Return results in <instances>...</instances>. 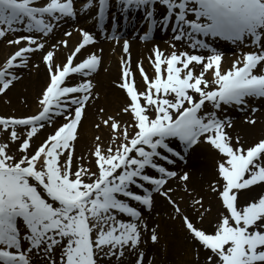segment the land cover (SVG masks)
<instances>
[{
  "label": "snow or ice",
  "instance_id": "6c2138e0",
  "mask_svg": "<svg viewBox=\"0 0 264 264\" xmlns=\"http://www.w3.org/2000/svg\"><path fill=\"white\" fill-rule=\"evenodd\" d=\"M116 2L125 17L145 12V41L158 26L167 31L171 25L173 50L165 54L154 45V75L138 66L146 85L140 91L125 40L116 86L126 102L119 114L101 115L95 127L107 128V141L96 135L86 157L77 154V143L90 101L98 99L93 79L103 50L95 49L94 32L76 28L82 39L61 61L58 49L69 41H50L65 23L75 27L81 7L90 12L98 5L103 32L110 0H0V40L11 36L6 43L16 46L0 66V95L22 78L19 70L40 68L32 62L37 53L46 69L38 112L0 115V132L7 133L0 143V264H125L126 255L131 264H154L144 245L161 239L159 225L150 226L146 215L157 195L193 242L192 264H264V137L245 147L227 131L233 121L223 116L225 107L245 111L251 100L264 99V0ZM158 4L167 8L162 20L156 18ZM200 37L251 50L223 69V53ZM111 38L122 37L113 31ZM124 114L130 119L123 120ZM46 128L51 131L41 140ZM202 143L221 154L216 184L209 187L223 211L211 231L196 226L170 185L176 178L190 181V173L176 165L186 164L190 150ZM196 206L203 208L202 199L194 200L198 212Z\"/></svg>",
  "mask_w": 264,
  "mask_h": 264
},
{
  "label": "bare ground",
  "instance_id": "6f19581e",
  "mask_svg": "<svg viewBox=\"0 0 264 264\" xmlns=\"http://www.w3.org/2000/svg\"><path fill=\"white\" fill-rule=\"evenodd\" d=\"M86 25L87 23L81 15L75 27L71 21L65 23L57 32L56 39L50 41V43H58L59 39H67L63 35L65 30L73 31L71 38L67 39L69 41V47L58 49L61 61L67 56L68 51L73 49L82 39V36L79 35V32L76 33L75 29H84ZM160 38L161 39H156L150 43H143L140 39H132L129 41L131 44V68L133 70L136 85L140 91H143L146 85L138 71V66L142 65L150 77L154 75V69L150 62V57L152 56L150 50L153 49L154 45H159L165 54L170 53L168 50L171 48L170 44L165 42L166 40H169V37L163 35V37L160 36ZM122 46L123 42L113 43L109 41H104L101 44L94 46L97 52L101 49L103 50L101 53L103 57L102 67L98 73L95 74L93 79V83L96 85L94 93L98 96V99L90 101V107L87 109V116L83 120L81 136L77 143V154L84 152L87 157V149L94 143L96 135L101 136L102 140L105 142L107 141V128L102 126V128L97 129L95 124L100 122L101 115L119 114L122 107L125 105L126 95L123 90L116 86V82L121 76L124 58L127 55L122 52ZM15 48L16 46H8L5 45L3 41L0 42V66H2L3 62L15 50ZM231 61L226 59L222 60V68L228 69L232 64ZM32 62L40 63V68H33L31 71L28 69L19 70V74L22 78L15 83V87H13L6 96L0 95V115L23 116L25 114L31 115L32 113L36 114L38 112V97L45 83L46 69L45 65L41 63V58L38 53L33 56ZM207 77L208 74H206V78ZM251 107H257L260 109L252 112ZM251 107L248 109L246 115H241L235 107L228 115V118L233 121V127L227 129V131L233 137L239 136L245 147L256 142L264 134V100L257 101ZM101 108L105 109V112L98 114ZM121 118L123 120L130 119L127 114H124ZM249 119H255L256 124H249L247 122ZM50 131V128L42 130L40 139L42 140ZM193 155L194 159H192L190 164L177 169L178 172L181 173L182 171H188L191 176L190 181L185 185V183L178 178L174 179L172 187L175 188V192L172 194L174 199H176L180 206L190 215L197 227H203L204 229L211 231L215 227L218 215L223 211L220 199L217 198L216 193H214L209 187L210 184H216L218 171L217 165L221 159V154H219L217 150H214L210 145H207L198 148ZM209 198L212 199L211 205H214V208L216 209L215 217L213 220H201L200 222L198 220L199 217L197 211H194V208L191 206L195 199L209 201ZM159 201V206L155 210L153 221L150 222V226H154L155 224L159 225V232H161L160 234H163L162 232L166 231V229L169 230L166 223H173V221H171V216L174 215V213H172L171 206H169L164 199L160 198ZM165 220L169 222H166ZM169 239L168 252H166V250H160L159 247L152 245L151 241H148V243L144 245L149 251L147 259L154 260V264H192L194 258L191 259L184 253L186 250H189L188 248L190 244L187 245L179 233L170 236ZM124 259L125 264H131L132 257L127 256ZM113 264H116V262L113 261Z\"/></svg>",
  "mask_w": 264,
  "mask_h": 264
},
{
  "label": "rangeland",
  "instance_id": "374dc122",
  "mask_svg": "<svg viewBox=\"0 0 264 264\" xmlns=\"http://www.w3.org/2000/svg\"><path fill=\"white\" fill-rule=\"evenodd\" d=\"M25 115H28V114H25ZM6 137H7V133L0 132V143L5 142ZM204 146H206V143L199 144L196 147V149H194V152L196 150H198V148L204 147ZM194 152L192 153V155L189 158V164L192 162V159H194V157H193ZM171 183H172V185L174 184L173 182H171ZM211 200L212 199H210V198H209V201H203V199H202V202L204 205L203 208H199V206H196L197 208H199V211L197 213H198V217H199L198 220L200 222H201V220L210 221V220H213V218L215 217V210L216 209L214 208L215 207L214 205H211ZM220 204H221V200H220ZM158 206H159V204H157L155 206L154 210L151 213H146V215L148 216L149 222L153 221V215L155 214V210L158 208ZM200 213H203V219H201ZM171 221H173V223L172 222L170 224L166 223V226L168 227L169 230L166 229V231L162 232L163 234H160V236H161L160 242H159V244H157L155 246L159 247L160 250H166V252H168V249H169L168 244L170 242L169 237L179 233V235L187 243V245L190 244V246L188 248L189 250H186L184 253L186 255H188L191 259H193L194 258L193 243H192V241L189 240V238H188V236H187V234H186V232L182 226L181 221H179L178 219H171ZM166 222H169V221H166ZM160 223H161V221H160ZM159 233H161V232H159ZM168 235H170V236H168ZM125 257H127V255Z\"/></svg>",
  "mask_w": 264,
  "mask_h": 264
}]
</instances>
